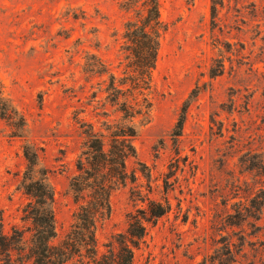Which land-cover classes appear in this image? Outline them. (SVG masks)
Listing matches in <instances>:
<instances>
[{
    "label": "rangeland",
    "instance_id": "1",
    "mask_svg": "<svg viewBox=\"0 0 264 264\" xmlns=\"http://www.w3.org/2000/svg\"><path fill=\"white\" fill-rule=\"evenodd\" d=\"M121 2L0 0V90L27 122L17 129L0 116L6 232L26 225L27 143L50 171L55 242L69 231L78 207L69 183L84 141L79 121L101 130L117 117L104 105L109 75L92 73L90 63L96 55L123 75L133 12ZM161 14L168 29L153 71V107L127 160L135 179L113 193L98 250L106 253L126 232L129 213L168 200L170 211L147 224L133 264H264V0H161ZM194 89L181 131L176 124Z\"/></svg>",
    "mask_w": 264,
    "mask_h": 264
},
{
    "label": "trees",
    "instance_id": "2",
    "mask_svg": "<svg viewBox=\"0 0 264 264\" xmlns=\"http://www.w3.org/2000/svg\"><path fill=\"white\" fill-rule=\"evenodd\" d=\"M121 6L133 12L125 24L122 49L126 65L123 75L110 70L96 55L93 56L97 63H90L92 73L109 75L103 81L106 83L104 105L114 107L117 117L103 121L101 130H97L93 123L79 121L84 141L76 161L77 172L69 183L78 205L73 214L74 221L64 239L55 242L58 235L55 190L50 171L42 164L34 146L27 143L24 146L27 166L21 181V187L29 197L23 210L26 225H14L6 232L0 210V264H67L72 261L78 264H133L135 249L146 235L147 224L171 209L168 200L166 203L150 200L148 207L129 213L126 232L118 233L108 251L100 254L97 229L112 212L111 197L116 190L135 179L128 170L127 160L136 156L134 139L152 111L153 71L163 35L168 29L161 14V0H122ZM216 7L213 1V8ZM196 92L194 89L186 100L177 121L176 126L181 131L187 107L197 96ZM104 113L110 116L108 111ZM0 116L14 120L17 129L27 124L24 115L1 90ZM181 131L177 134L181 135Z\"/></svg>",
    "mask_w": 264,
    "mask_h": 264
}]
</instances>
